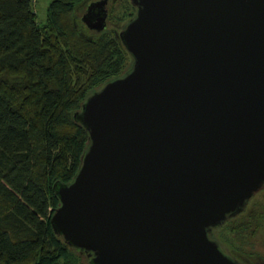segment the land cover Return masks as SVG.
<instances>
[{
	"label": "water",
	"instance_id": "water-1",
	"mask_svg": "<svg viewBox=\"0 0 264 264\" xmlns=\"http://www.w3.org/2000/svg\"><path fill=\"white\" fill-rule=\"evenodd\" d=\"M130 1L132 68L74 115L89 145L51 227L90 264H235L208 234L264 187V0Z\"/></svg>",
	"mask_w": 264,
	"mask_h": 264
},
{
	"label": "trees",
	"instance_id": "trees-1",
	"mask_svg": "<svg viewBox=\"0 0 264 264\" xmlns=\"http://www.w3.org/2000/svg\"><path fill=\"white\" fill-rule=\"evenodd\" d=\"M33 1L0 0V264H90L51 227L54 186L73 181L89 145L74 115L132 68L118 35L135 9L114 0L130 18L104 42L109 29L79 20L94 0H50L41 23Z\"/></svg>",
	"mask_w": 264,
	"mask_h": 264
},
{
	"label": "rangeland",
	"instance_id": "rangeland-1",
	"mask_svg": "<svg viewBox=\"0 0 264 264\" xmlns=\"http://www.w3.org/2000/svg\"><path fill=\"white\" fill-rule=\"evenodd\" d=\"M99 1L101 0H94L92 3ZM119 1L124 4L122 0ZM119 1L112 0L111 16L109 18L110 25L107 24L108 22L106 18V28L101 32H96L102 34L105 30L109 29L107 33L104 34V42H108L112 39L117 41L119 35L118 38H116L112 29L114 28V30L118 32L116 29L130 18V15L127 16V13L122 10V7H120ZM49 2L50 0L33 1L36 17L40 23L45 21ZM108 3L109 0L106 4V10ZM89 5L84 7L83 12L81 11L79 17L80 24L86 29L88 28L81 21V18L86 13V9ZM129 7L131 10H134L130 0ZM119 41L122 44L120 38ZM214 235L228 254L230 253L232 256L238 255L241 259H244L243 262L246 264H264V190H261L254 196L246 211L241 215L226 220L225 224L218 226L215 229ZM80 261H82V264H86L84 258Z\"/></svg>",
	"mask_w": 264,
	"mask_h": 264
},
{
	"label": "flooded vegetation",
	"instance_id": "flooded-vegetation-1",
	"mask_svg": "<svg viewBox=\"0 0 264 264\" xmlns=\"http://www.w3.org/2000/svg\"><path fill=\"white\" fill-rule=\"evenodd\" d=\"M91 13L93 14V17H94V18H97L98 10L94 9V10L91 11ZM261 190H264V187H263L262 189H260L258 192H260ZM258 192H256L255 194L252 195V197L246 202V204L243 206V208L241 209V211H240L238 214H234V215H232V216H228V217L226 218V220H229V219H231V218H236V217H238L239 215H241L244 211H246V209H247L249 203L251 202V200L254 198V196H255ZM226 220H225V222H226ZM225 222H224L223 224H225ZM216 228H217V227H216ZM216 228H215V229H216ZM215 229H213V230L208 234V236H209V238H210L212 241H214L215 243L218 244L219 249L221 250V252H222L227 258H229L232 262H234L235 264H246V263L243 262L244 259H241L238 255H237V256H236V255L232 256L230 253L228 254V253L225 251L224 248H222V244L217 240V238H216L215 235H214Z\"/></svg>",
	"mask_w": 264,
	"mask_h": 264
}]
</instances>
